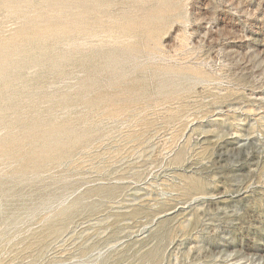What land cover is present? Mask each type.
<instances>
[{
	"label": "rangeland",
	"instance_id": "374dc122",
	"mask_svg": "<svg viewBox=\"0 0 264 264\" xmlns=\"http://www.w3.org/2000/svg\"><path fill=\"white\" fill-rule=\"evenodd\" d=\"M0 264H264V0H0Z\"/></svg>",
	"mask_w": 264,
	"mask_h": 264
}]
</instances>
